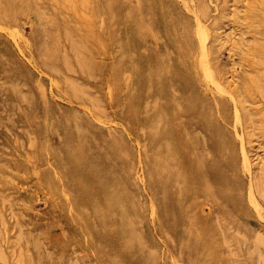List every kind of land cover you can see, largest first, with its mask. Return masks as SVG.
Returning <instances> with one entry per match:
<instances>
[{
	"label": "rangeland",
	"instance_id": "374dc122",
	"mask_svg": "<svg viewBox=\"0 0 264 264\" xmlns=\"http://www.w3.org/2000/svg\"><path fill=\"white\" fill-rule=\"evenodd\" d=\"M121 1L127 3L126 7H137L139 3ZM169 1L194 26L199 20L217 33L208 42V59L221 78L209 79L202 89L209 97L224 99L225 112L220 118L237 155L241 184L236 192L245 205L246 229L228 223L212 199L203 195L197 197L201 202L198 212L215 218L218 239L230 247L236 264H264V251L263 263L256 257L236 256L235 252V237L241 238L244 232L249 245L264 237V65L257 62L252 49L253 42L264 41V26L257 31L254 23L256 19L264 23V2ZM92 3L0 0V264H59L61 260L64 264H104L107 256L115 254L117 239L109 243L83 231L84 222L75 219L74 213L71 221L66 209L54 208L43 185L51 173H62L63 166L53 155L63 156L64 145L77 147L78 143H64L76 133L75 119L86 126L89 139L82 143L81 151V205L88 206L85 197H99L95 191L99 173L129 175L132 183L128 189L134 190L141 210L138 229L151 239L156 264H187L177 255L173 236L161 226L148 182V140L141 122L146 92L133 104L132 110L137 113L126 114L123 96L133 92L125 85L131 72L114 69L115 43L94 44L82 30L83 21L95 19ZM123 14L128 15L126 8ZM156 15L144 6L137 17L150 20ZM132 26L141 34L137 51H163L157 21L151 26L132 20ZM37 29H41L40 36ZM65 32L76 39L81 35V45L72 46ZM196 39L199 41L198 34ZM84 45L93 48L92 63L98 64L91 65L92 74L84 72L77 61L83 62L79 50ZM53 51L67 57L69 63L59 59L56 68L47 66L44 60L51 58ZM250 79L257 84L247 85ZM70 80L76 82L80 96L70 93ZM91 222L98 226L94 219Z\"/></svg>",
	"mask_w": 264,
	"mask_h": 264
},
{
	"label": "bare ground",
	"instance_id": "6f19581e",
	"mask_svg": "<svg viewBox=\"0 0 264 264\" xmlns=\"http://www.w3.org/2000/svg\"><path fill=\"white\" fill-rule=\"evenodd\" d=\"M126 6L127 3L121 0H93L91 9L95 19L83 21L82 30L94 44L115 43L114 69L131 72L125 85L133 92H126L122 101L126 114L137 113L132 110L133 104L146 92L141 122L148 140L145 147L148 182L155 196L161 226L173 236L174 249L187 264H236V258L229 252L230 247H225L218 239L215 218L198 212L201 202L197 197L203 195L212 199L227 222L246 229L245 205L236 192L241 184L237 155L220 118L225 112L224 99L209 97L202 89L209 79L221 78L219 70L216 72L208 59V42L217 37L215 28L209 29L199 20L194 26L169 0H139L137 7ZM144 6L149 13L154 10L156 17L150 20L137 17ZM125 8L127 16L123 14ZM132 20L151 26L157 21V30L164 40L162 52L154 48L148 52L137 51L141 34L133 29ZM257 21L254 22L255 29L260 31L264 23ZM41 29H37L39 36ZM65 35L70 38L72 46L81 45V35L79 39L68 32ZM81 49L83 62L77 57L79 66L92 74L91 65L98 67L97 63H92L93 48L84 45ZM252 49L257 62L264 65V41L253 42ZM59 59L66 65L69 63L67 57L59 56L56 51L44 63L56 68ZM69 82L70 93L80 96L76 82ZM253 82L252 79L246 80L247 85ZM73 126L75 135L68 136L64 143H78L77 147L64 145L63 156L53 155L63 166L62 173H51L43 184L52 197L54 208L66 209L71 221L74 213L75 219L84 222L83 231L93 238L109 243L118 240L115 254L107 256L104 264H156V254L150 248L151 239L138 229L141 210L134 190L128 189L132 183L129 175L99 173L95 191L100 198L86 200L85 197L88 206L81 205V183L84 181L81 177V151L82 143L89 139L82 121L75 119ZM92 219L98 226H94ZM246 233L241 238L235 237L236 256L256 257L263 263L264 237L249 245ZM100 250L105 253L101 247ZM225 251L228 253L224 254Z\"/></svg>",
	"mask_w": 264,
	"mask_h": 264
}]
</instances>
